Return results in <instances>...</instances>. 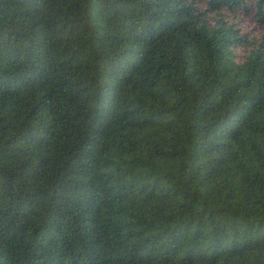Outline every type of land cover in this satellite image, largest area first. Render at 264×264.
Wrapping results in <instances>:
<instances>
[{"label": "trees", "instance_id": "16d2710c", "mask_svg": "<svg viewBox=\"0 0 264 264\" xmlns=\"http://www.w3.org/2000/svg\"><path fill=\"white\" fill-rule=\"evenodd\" d=\"M264 0H0V264H264Z\"/></svg>", "mask_w": 264, "mask_h": 264}, {"label": "rangeland", "instance_id": "374dc122", "mask_svg": "<svg viewBox=\"0 0 264 264\" xmlns=\"http://www.w3.org/2000/svg\"><path fill=\"white\" fill-rule=\"evenodd\" d=\"M243 14H244V12H242ZM243 14H241L240 12L236 15V17H235V21H238V19H243V18H245L244 19V22H249V19H252L256 24H257V29H256V31L255 32H257V33H260L261 31H264V24H258L257 22H256V19H253L252 18V15H251V13L250 12H248V13H245V15H243Z\"/></svg>", "mask_w": 264, "mask_h": 264}]
</instances>
